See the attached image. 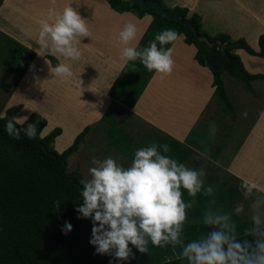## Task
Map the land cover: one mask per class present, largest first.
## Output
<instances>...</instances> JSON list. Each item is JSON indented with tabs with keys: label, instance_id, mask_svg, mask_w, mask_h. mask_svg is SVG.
I'll return each mask as SVG.
<instances>
[{
	"label": "crops",
	"instance_id": "crops-1",
	"mask_svg": "<svg viewBox=\"0 0 264 264\" xmlns=\"http://www.w3.org/2000/svg\"><path fill=\"white\" fill-rule=\"evenodd\" d=\"M163 2L171 7L175 5L187 7L189 14L197 13L202 28L209 34L223 32L232 39L244 38L255 51L259 50L258 38L264 32V0H163ZM69 3L86 20L90 32V37H78L81 39V44L78 45L81 56L78 60L54 54L50 49H43L38 43L40 32L38 22L47 18L50 9L59 11ZM151 20V14L137 16L131 11H116L107 0H3L0 4V33L33 51L34 57L24 73L14 82L8 103L1 106L0 113L12 105L20 104L21 107L15 116H29L33 112L40 115L44 120V127L40 133L42 136L55 127H60L61 131L53 141L54 148L59 152L67 148L77 134L89 125V131L71 156L83 154L84 144L90 132L96 133L100 126L109 130L111 126H108L114 125L118 135H120L118 129L121 128L122 133L127 136L119 117L120 112L127 115L130 125L152 131L147 135V141L151 136L163 138L170 136L184 141L202 110L212 99L214 86L210 69L196 61V47L194 44L186 43L182 33L170 46L173 49L174 60L171 74L162 75L154 71L132 107L119 103L114 121L110 119L99 122L113 100L108 90L127 61L120 58L123 45L119 43V31L127 23L135 24L137 36L129 46L136 47ZM234 52L240 56L249 72L264 75V56L250 54L243 48H236ZM48 54L55 58L53 63L46 56ZM46 61H50V64ZM60 63L70 66L74 78L78 76L77 78L83 82L80 88L73 82L74 78L65 80L51 73V69ZM16 70L4 67V76L17 77ZM259 86L257 91L252 85L247 97L246 92L237 93L236 103L226 89L235 109V118L213 117L204 127L199 128L197 142H201V136H206L209 145L206 148H194L184 161L187 167L206 169L205 185L210 175H220L222 180L228 179L227 185L231 188L225 190V196L228 197H221L222 194L216 193L217 191L213 196H205L203 191L197 194L209 200L208 205L212 209L225 204L222 208L231 212L238 203L243 206L248 200L252 203L259 194L253 193L251 198H245L241 189L245 179L264 186V78L261 79ZM240 89L243 90L242 87ZM257 92L261 93L260 100L254 101ZM239 106L240 109H237ZM255 111L256 116L252 119V113ZM212 122H215L216 127L214 135H210ZM129 141L141 142L132 136ZM205 149L208 152L206 158L200 156V152ZM89 153L92 152L88 151L90 159L95 158ZM128 157L134 158L133 155ZM79 167L77 162L73 169L79 170L82 174ZM230 174L236 178L233 179ZM213 180L218 184L224 183L218 179ZM234 188L239 189L242 196L237 198L233 205H229L227 202L229 192L231 197L238 196ZM182 191L187 194L186 190ZM260 211L264 214V204H261ZM251 214V209L249 216L243 210L235 221L250 222ZM202 230L207 232L210 229L202 226ZM238 233L243 234L244 230Z\"/></svg>",
	"mask_w": 264,
	"mask_h": 264
},
{
	"label": "trees",
	"instance_id": "trees-1",
	"mask_svg": "<svg viewBox=\"0 0 264 264\" xmlns=\"http://www.w3.org/2000/svg\"><path fill=\"white\" fill-rule=\"evenodd\" d=\"M2 1L0 0V4ZM152 1L190 22L204 37H197L190 27L159 14L154 9L141 8L138 3L126 0H107L116 11H131L137 16L152 15L151 22L136 46L138 49L148 46L155 35L165 29L174 30L177 36L182 33L186 43L194 44L196 61L207 66L213 76V97L204 110L211 108L214 103V111L217 110L220 117L234 119L236 113L226 92L223 75L238 79L247 90H252V81L264 78L261 73L249 72L240 56L234 52L236 48H243L250 54L264 56V32L259 35V50L255 51L244 38L232 39L223 32L209 34L202 28L200 16L197 13L189 14L187 7L179 5L171 7L163 0ZM172 43L160 45L157 42V47L167 49ZM223 46L224 51L221 50ZM46 56L51 61L55 59L53 55ZM33 57V51L0 33V63L10 66L11 70L17 69L22 75ZM153 73L154 71H148L139 60L126 61L108 90L113 100L99 122L110 119L114 121L119 103L132 107ZM20 107V104L8 107L5 111L7 117L15 116ZM28 117L27 123L36 125L35 139H28L23 132L19 140L9 136L5 131L7 120L0 119V264H187L179 258L181 247L178 245L174 248L171 244L163 247L149 244L148 253H140L129 244L134 258L130 257L128 260H117L113 254L96 253L95 247L89 243L93 226L91 218L78 219L80 214L75 211L82 202L80 181L84 177L79 170L68 169L69 157L78 149L90 126L84 127L73 142L59 152L54 148L53 141L60 133V127H55L42 136L40 133L44 127V120L34 112ZM16 126L26 128L27 124ZM199 126V122L194 124L184 141L170 136L166 138L151 136V141L149 140L150 142L143 147L153 143L168 144L170 151L162 154L184 164L191 150L206 148L209 145L206 136H201V142H197ZM118 132L121 140H115L114 145L119 150H125L123 142L129 136L126 137L121 128ZM230 176L236 178L234 175ZM213 179L224 183L218 184ZM228 183V179L222 180L220 175H210L206 185H213L215 192H220L221 197H224L225 190L231 189ZM234 189L238 194L237 188ZM228 195L231 196L230 192ZM183 199L193 203V207L188 209V221L184 226L183 237L187 242L202 234L201 217L206 210L212 208L208 205L209 200L202 196L188 197L183 191ZM66 221L72 225V230L67 235L61 230ZM240 235L243 236L244 233Z\"/></svg>",
	"mask_w": 264,
	"mask_h": 264
},
{
	"label": "clouds",
	"instance_id": "clouds-1",
	"mask_svg": "<svg viewBox=\"0 0 264 264\" xmlns=\"http://www.w3.org/2000/svg\"><path fill=\"white\" fill-rule=\"evenodd\" d=\"M38 23V43L43 49L70 60L80 58L78 45L81 39L78 37H90V32L86 20L70 3L59 11L50 9L47 18ZM136 36L137 27L133 23L125 24L119 31V43L123 45L120 58L139 60L150 72L171 74L173 49L158 48L157 42L160 45L172 43L177 39V33L165 29L143 49L129 46ZM46 63L50 64V61ZM51 73L65 80L74 78L70 66L64 63L51 69ZM77 77L73 82L80 88L83 82ZM0 119L7 120L5 131L9 136L19 140L23 132L28 139L37 138L36 125L27 123V115L8 118L3 112ZM17 124H27V127L17 128ZM215 132V122H212L210 135ZM169 151L168 144L153 143L139 148L128 167L117 164L110 157L102 161L93 158L95 166L88 170L90 178L80 181L82 202L75 211L80 214L78 219L91 218L89 243L96 253L113 254L117 260H128L134 258L129 244L140 253H148L149 244L157 247L171 244L174 248L181 247L179 258L187 264H264V220L260 211L264 204V186L247 179L241 184L246 199L253 193L259 194L250 205V223L243 236L238 233L237 222L232 218L233 213L239 216L244 210L243 204L238 203L231 212L206 210L200 223L210 230L185 242L184 226L193 203L183 199L182 190L194 198L202 191L205 196H213L215 187L205 185V168H190L162 154ZM200 156L206 158L207 149L200 152ZM58 206L59 202L56 203ZM61 230L67 235L72 225L66 221Z\"/></svg>",
	"mask_w": 264,
	"mask_h": 264
},
{
	"label": "rangeland",
	"instance_id": "rangeland-1",
	"mask_svg": "<svg viewBox=\"0 0 264 264\" xmlns=\"http://www.w3.org/2000/svg\"><path fill=\"white\" fill-rule=\"evenodd\" d=\"M53 63V61H51ZM4 63V62H3ZM0 65H2L0 63ZM55 65V64H53ZM3 68L0 67V108L1 106H4L8 103V97L10 95V89L12 88V86H14V82H16V80L18 79L20 75V72H17V77H13L11 78L10 76H4V67H10V66H6V65H2ZM223 79H224V84L225 87L227 89L228 94L230 95V97L232 98L233 102L236 103L237 99H236V94L237 93H245L246 97L249 95V91L246 90L244 88V86L242 85V83L234 78L231 77L227 74L223 75ZM261 83V79L258 80H254L252 81V85L255 87V89L257 91H259V85ZM242 87L243 90H241L240 88ZM260 92H257L256 97L254 98V101H259L260 100ZM249 101H253V100H249ZM237 106V105H236ZM215 106L214 103L212 104L211 108H206L203 113L201 112L198 120L196 121V123H200L199 128L204 127L213 117H218V111L215 110ZM240 109V106L237 108ZM236 109V110H237ZM257 111L252 113V119L256 116ZM119 117L121 118V122L123 123V128L124 130L127 132V136H130L125 142H123V148H125V150H119L115 145H114V141L115 140H121V138L119 137L118 133H117V128L114 125H109L108 127L111 126V129L108 130V128H104L103 126H100L97 128L96 133L91 131L92 133H94V135L90 132L88 139L86 140L85 144H84V152L83 154L86 156H84L83 154H74L73 156H71L68 160V169L72 170L74 168V164H76L77 162L79 163V168L82 171V175L84 177V179H88L90 178V174H89V168L94 167L95 165L92 164V160L90 159L88 156V151L92 152L89 154H92V156H94L96 159L99 160H104L106 158H113L117 164L123 166V167H128L130 166L133 158L128 157L129 155H134L135 151L134 149H139L142 148L143 146H145L147 143H149L150 141H147V135L149 133H152V131L150 130H145L144 129H138L137 127H134L133 125H130V123H128V117L125 113L120 112L119 113ZM222 118H227V117H222ZM195 123V124H196ZM126 136V137H127ZM134 137L135 139H138L139 142H133V141H129L130 138ZM146 141V142H145ZM142 145L139 146L138 145ZM70 145V144H69ZM127 147V149H126ZM117 150V152H116ZM133 150V151H132ZM238 196H229L228 198V204L229 205H233L236 201L237 198L241 197V192L238 189ZM250 205H251V200L246 201L245 206H244V211L246 213L247 216H249V211H250ZM222 206H225V204L221 205V208H217V209H210L212 211L215 212H223L226 211L224 208H222ZM237 215H233L232 218L233 220L237 219ZM240 218H243V216H240ZM261 219L264 220V214L261 213ZM250 222H246V221H240L237 222L238 225V232L241 230H244Z\"/></svg>",
	"mask_w": 264,
	"mask_h": 264
},
{
	"label": "water",
	"instance_id": "water-1",
	"mask_svg": "<svg viewBox=\"0 0 264 264\" xmlns=\"http://www.w3.org/2000/svg\"><path fill=\"white\" fill-rule=\"evenodd\" d=\"M126 1H128L130 3H138L141 8H151V9H154L157 13L165 15L166 17H168L170 19L178 20L182 24L190 27L197 37H200V38L204 37V35L199 34L197 32L195 27L190 22L180 18V16L176 13L169 12L168 10L163 8L160 4H158L155 1H152V0H126ZM221 50L224 51V46L221 47Z\"/></svg>",
	"mask_w": 264,
	"mask_h": 264
}]
</instances>
